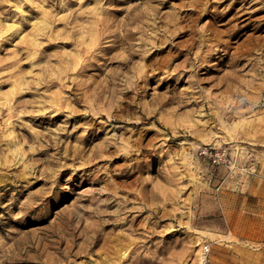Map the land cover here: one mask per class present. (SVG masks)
Instances as JSON below:
<instances>
[{
  "label": "rangeland",
  "instance_id": "obj_1",
  "mask_svg": "<svg viewBox=\"0 0 264 264\" xmlns=\"http://www.w3.org/2000/svg\"><path fill=\"white\" fill-rule=\"evenodd\" d=\"M0 264H264V0H0Z\"/></svg>",
  "mask_w": 264,
  "mask_h": 264
},
{
  "label": "built area",
  "instance_id": "obj_2",
  "mask_svg": "<svg viewBox=\"0 0 264 264\" xmlns=\"http://www.w3.org/2000/svg\"><path fill=\"white\" fill-rule=\"evenodd\" d=\"M210 251V246L209 245H205L204 248H203V254L204 255H207Z\"/></svg>",
  "mask_w": 264,
  "mask_h": 264
},
{
  "label": "bare ground",
  "instance_id": "obj_3",
  "mask_svg": "<svg viewBox=\"0 0 264 264\" xmlns=\"http://www.w3.org/2000/svg\"><path fill=\"white\" fill-rule=\"evenodd\" d=\"M189 17H191V16L189 15ZM189 17H188V18H189ZM233 31H234V30H233Z\"/></svg>",
  "mask_w": 264,
  "mask_h": 264
}]
</instances>
